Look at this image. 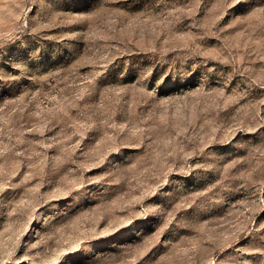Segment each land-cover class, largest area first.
Segmentation results:
<instances>
[{
  "label": "rangeland",
  "instance_id": "obj_1",
  "mask_svg": "<svg viewBox=\"0 0 264 264\" xmlns=\"http://www.w3.org/2000/svg\"><path fill=\"white\" fill-rule=\"evenodd\" d=\"M0 264H264V0H0Z\"/></svg>",
  "mask_w": 264,
  "mask_h": 264
}]
</instances>
